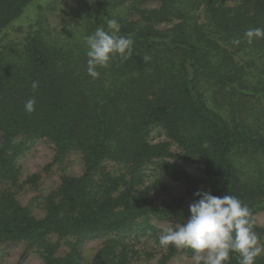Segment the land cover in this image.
<instances>
[{"label":"trees","instance_id":"16d2710c","mask_svg":"<svg viewBox=\"0 0 264 264\" xmlns=\"http://www.w3.org/2000/svg\"><path fill=\"white\" fill-rule=\"evenodd\" d=\"M111 19L133 49L93 79L86 37ZM256 27L264 28V0H0V249L22 245L41 264H130L156 249L159 264L190 257L161 247L151 224L189 215L179 198L150 200L169 181L184 183L192 202L210 190L264 212V39L244 38ZM153 129L197 176L167 161L169 143L149 142ZM37 141L52 146L59 167L78 155L82 172L61 175L56 189L22 206L18 194L27 185L37 192L39 176L22 180L18 160ZM255 231L264 245V227ZM89 239L102 246L85 259ZM238 260L230 254L227 264Z\"/></svg>","mask_w":264,"mask_h":264},{"label":"clouds","instance_id":"9594fccd","mask_svg":"<svg viewBox=\"0 0 264 264\" xmlns=\"http://www.w3.org/2000/svg\"><path fill=\"white\" fill-rule=\"evenodd\" d=\"M107 28L97 27L86 37L87 74L93 79L100 75L97 68L107 67L115 57L127 60L133 49V39L120 34L117 20H108ZM244 38L249 44L264 39V28H249ZM233 43L239 44L240 40ZM149 59L145 55L144 60ZM37 87L38 82L34 81L32 88ZM35 104V99L29 98L25 111L33 112ZM194 195L187 219L163 229L159 245L190 250L195 264H227L233 253L239 258L238 264H256V259L264 254V245L259 242L250 208L231 194L215 196L210 190H199Z\"/></svg>","mask_w":264,"mask_h":264},{"label":"rangeland","instance_id":"374dc122","mask_svg":"<svg viewBox=\"0 0 264 264\" xmlns=\"http://www.w3.org/2000/svg\"><path fill=\"white\" fill-rule=\"evenodd\" d=\"M49 6L47 2L42 4V7ZM150 8H156V3H150L148 5ZM29 6L24 10L23 14L28 10ZM23 14L13 22L15 24L21 21ZM163 27V26H161ZM149 142L152 144L156 143H169V149L173 158L167 159L168 162L176 164L182 167L188 173L197 176L198 172L193 164L183 162L181 160L182 154L175 144L171 143L164 132L160 129H153L149 134ZM1 141V139H0ZM54 151L52 146L46 141H37L30 145L25 153L19 158L18 165L21 169V179L26 180L32 175L39 176V188L37 192H32L29 190L28 185L25 190L18 194V201L22 206L29 205V201L33 198L43 197L52 190L56 189L60 183L61 175L68 176H79L82 172V161L80 157L76 154H72L68 157L65 164L60 166L54 164ZM166 189L159 192H154L150 196V200L155 206H159L163 202H169L172 199L179 198L184 201V205L189 208L192 203V198L186 194V186L180 181H169L166 184ZM36 200V201H37ZM34 202L33 214L37 218L42 217V213L38 208V203ZM259 227H264V212L260 211L252 215ZM177 223L173 220H159L153 218L151 224L158 229H165L169 224ZM70 241L74 242V239ZM264 242V235H263ZM139 244H144L149 251L150 243L145 242V239H141ZM102 240L99 239H89L81 244L82 257L85 259H90L94 254L101 248ZM67 250L66 245L62 244L59 248V253H65ZM156 252L158 249L155 250ZM154 253L153 258H148L146 255H141L130 262V264H159V255ZM192 256L188 257L186 255L178 254L171 258L166 264H195L192 260ZM0 264H41L40 259L32 252H26L22 245L18 244H7L0 249Z\"/></svg>","mask_w":264,"mask_h":264}]
</instances>
